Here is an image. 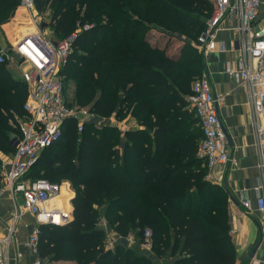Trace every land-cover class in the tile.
<instances>
[{
    "label": "trees",
    "instance_id": "obj_1",
    "mask_svg": "<svg viewBox=\"0 0 264 264\" xmlns=\"http://www.w3.org/2000/svg\"><path fill=\"white\" fill-rule=\"evenodd\" d=\"M19 2L0 0V24ZM35 2L39 12L54 9L51 27L56 38L77 32L64 72L77 82L72 103L88 106L95 115L81 133L76 120H67L62 138L28 173L32 179L52 182L69 176L76 188L73 217L59 225L40 226V255L77 264H156L152 255L131 245L105 246L106 227L94 221L96 198L117 236L134 233L142 243L150 230L151 251L157 257L170 254L172 264H235L228 193L206 179V165L197 156L203 132L180 94L204 73L202 51L195 41L212 15V0ZM77 4L86 7L83 14ZM102 17L107 22L96 20ZM153 24L181 38L178 53L149 43L147 32ZM88 43L95 45L91 51L78 49ZM27 94L26 83L0 63L4 143L5 129L19 131L16 116L25 114ZM127 117L137 120L136 127L122 130L112 121L99 123ZM63 146L65 151L59 153Z\"/></svg>",
    "mask_w": 264,
    "mask_h": 264
},
{
    "label": "built area",
    "instance_id": "obj_2",
    "mask_svg": "<svg viewBox=\"0 0 264 264\" xmlns=\"http://www.w3.org/2000/svg\"><path fill=\"white\" fill-rule=\"evenodd\" d=\"M212 2V15L200 37L201 51L204 54L215 49L224 51L226 46L218 43L217 31L226 27L223 24L226 20H234L232 28L236 32V38L233 43L238 53V61L236 67L228 66L226 71L235 81L245 85L250 124L258 151V166L262 173L254 187L255 198L243 197L242 204L245 208L256 209L260 213L264 238V25L258 22L259 9L264 0ZM18 8L26 11L36 31L21 35L13 47L0 50V63L19 67L21 78L28 90L23 104L25 114L16 116L20 136L16 139L9 166L3 170L0 187V193L8 190L14 201L12 220L7 226L6 234L0 235V264H10L9 248L15 241L18 222L23 212L34 218L31 234L21 241L24 247L35 254L30 264H51L48 258L39 253L40 226L67 222L72 218V206L60 208L52 204L51 200L61 192V184L43 177L32 179L28 177V173L43 152L62 138L63 126L67 120H76L77 131L81 133L85 123L94 120L95 115L88 107L65 98V83L60 76L77 32L61 39L48 33L35 16V0H20ZM219 100L212 82L205 74L193 82L189 104L203 132L198 143L197 156L206 165V178L209 180H214L216 167L227 163L238 165V161L231 154L222 124ZM17 195H21V203L15 201ZM69 196L67 203L72 201ZM145 235L143 245L151 249L150 231L147 230ZM118 237H106V247L114 248Z\"/></svg>",
    "mask_w": 264,
    "mask_h": 264
},
{
    "label": "crops",
    "instance_id": "obj_3",
    "mask_svg": "<svg viewBox=\"0 0 264 264\" xmlns=\"http://www.w3.org/2000/svg\"><path fill=\"white\" fill-rule=\"evenodd\" d=\"M18 9L16 17L20 16L22 19H27L28 14L25 11L21 12V8ZM258 22L264 25V4L259 9ZM223 24L226 27L217 31V38L218 43H223L226 49L224 51H219L218 49L211 50L203 55L205 63L204 74L210 79L214 92L220 98L219 107L222 124L225 131L231 137L233 143L232 146L230 145L231 154L238 161V165L233 166L231 163H227L216 167L214 181L223 186L228 193L231 223L230 234L236 252L235 264H264L263 225L260 213L256 209L249 210L242 204L243 197L255 198L254 187L260 180L262 173L258 166V151L254 144V132L250 124V110L245 85L235 81L226 71L228 66L236 67L238 61V53L233 43L236 38V32L232 26L235 23L234 20H226ZM8 25H11L10 22L3 24L2 30L0 29V32L3 33L0 35V47H3V44L7 40L15 44L18 41L14 37L15 32L11 31ZM30 25L31 23H29L28 27ZM7 66L10 68L14 65ZM10 71L12 72L11 68ZM16 78L20 79L21 75ZM130 119H133L135 123L133 122L134 124L128 125L127 123ZM126 120V122L115 120L114 124L122 130L136 127L137 120L134 117H127ZM119 123H122L124 126H121ZM8 166L9 164L2 165L3 170ZM3 170L0 171V187L2 186ZM60 193L61 196L51 200L52 204L60 208H71V206L73 208L72 201L67 203L68 192L63 188ZM231 196L234 199H231ZM15 201L21 203V195H17ZM13 206L12 194L8 190L2 191L0 193L1 236L6 234L7 226L12 220ZM33 227V216L27 212H23L18 222V233H16L15 241L9 248L10 264H30L34 259L35 254L21 243L23 239L31 234ZM128 245H131L138 251L152 255L156 264H172L174 260L170 254L162 258L157 257L152 253L151 249L143 245V242L138 243V241H135L131 243L129 241ZM54 263L77 264L73 260H57Z\"/></svg>",
    "mask_w": 264,
    "mask_h": 264
},
{
    "label": "rangeland",
    "instance_id": "obj_4",
    "mask_svg": "<svg viewBox=\"0 0 264 264\" xmlns=\"http://www.w3.org/2000/svg\"><path fill=\"white\" fill-rule=\"evenodd\" d=\"M77 0H71V5H74L75 2ZM77 10H81V14H83L86 10V7H80L79 4H77L76 6ZM18 7L15 8L13 14L7 18L4 19L3 22L0 24V29L2 30L3 28V24H5L6 22H10L11 25H8V27L11 28V31L15 32L14 37L18 40L20 35L23 34H27L28 32H33L36 31V28H34V26L31 24L29 27V23H31V19L28 16L27 19H22L20 18V16H18V18L16 17V14L18 13ZM20 11H25L23 9H20ZM26 12V11H25ZM35 13L37 15L36 18H38V21L41 22L42 27L45 28V30L48 31V33H51L54 35L53 33V29L51 27V20L53 18V15L55 13L53 8H48L45 11L39 12L35 11ZM97 21L101 22V23H105L107 22V19L105 17L102 18H98L96 19ZM81 30V28H80ZM204 32V31H203ZM202 32V33H203ZM201 33V34H202ZM3 33L0 32V35H2ZM148 34V39H149V43L151 44H158V46L160 47H164L169 53L175 54L178 53L179 48L182 46V42H181V38L177 37L176 35L171 36L169 34L166 33L165 30H163V28L157 26V25H150V28L147 32ZM201 34L199 35L198 39L195 41V44L197 45L199 51H201V46H200V37ZM113 44V42H111ZM15 43H12L11 41H6L3 45V47H0V49H9L11 47H13ZM95 45L94 44H86L80 48H78L81 52H89L93 49ZM202 55H204L203 51L201 52ZM68 63V61H67ZM67 63L65 64V66L67 65ZM62 67L61 71H60V76L62 78H64V83H65V90H64V94H65V98L68 101L73 102V100L75 99V95H76V91H77V82L74 79H69L66 78L68 73L64 72V67ZM12 69V75L14 77H17L19 75H21V70L19 67H17L16 65L10 67ZM204 73L202 75H198V76H203ZM197 75H195L193 78L198 77ZM192 85H193V79L192 81L188 84L189 89L186 90V88L184 89H180V94L182 95V97L184 98V100L187 102V107L191 110L190 108V104H189V95H190V88L192 89ZM3 100H4V96H3ZM83 107H88V106H83ZM192 118H194L192 116ZM127 118L122 119V122H126ZM117 120L116 118H111L109 119H102L101 121H99V123L103 124V122H113ZM134 120L130 119V121L127 123L128 125H132ZM121 126H124L122 123H119ZM16 125V124H15ZM17 126V125H16ZM85 131V130H84ZM84 133V132H83ZM5 134L6 137L8 139V143H4L3 141L0 140V171L3 170L2 165H7L11 162L12 160V155H13V151L16 147V139L20 136V133L18 131V128H12V129H5ZM63 143V142H62ZM66 146L64 147H59L58 151L59 153H63L65 151ZM55 150L51 151L49 154L53 155L55 154ZM38 175H41L40 173H37ZM47 175L45 174V177ZM49 178V177H47ZM207 179V178H206ZM209 180V179H208ZM215 180V179H214ZM214 180H210L214 183H216ZM54 183H58L61 184V191L64 188L66 190V192H68V195H70L69 197L73 198V195L76 194V188L73 187V184L71 182V178L69 176H59L56 177L55 180L53 181ZM219 184V183H216ZM220 185V184H219ZM71 193V194H70ZM57 198V197H56ZM94 221L96 225H103L104 227H106V231H107V235L106 237H108L109 235H113V236H117V233L110 228L109 224L107 223V221L102 217L103 216V204L99 203L98 200L95 198L94 199ZM109 227V228H108ZM148 230V229H147ZM146 230V231H147ZM150 231V230H149ZM146 233V232H145ZM151 233V232H150ZM123 237H127L128 238V242L130 241L131 243H134L135 241H137L138 236H136L134 233L125 235ZM151 237V235H150ZM144 239L146 238V235L144 234ZM55 261H50L51 264H55Z\"/></svg>",
    "mask_w": 264,
    "mask_h": 264
},
{
    "label": "water",
    "instance_id": "obj_5",
    "mask_svg": "<svg viewBox=\"0 0 264 264\" xmlns=\"http://www.w3.org/2000/svg\"><path fill=\"white\" fill-rule=\"evenodd\" d=\"M226 135H227L229 144L232 146L233 143H232L231 137L228 135L227 132H226ZM231 199H234L233 196H231ZM72 211H73V208H72ZM118 242L121 243V244L127 245L128 244V238L127 237H123V236H119L118 237Z\"/></svg>",
    "mask_w": 264,
    "mask_h": 264
},
{
    "label": "bare ground",
    "instance_id": "obj_6",
    "mask_svg": "<svg viewBox=\"0 0 264 264\" xmlns=\"http://www.w3.org/2000/svg\"><path fill=\"white\" fill-rule=\"evenodd\" d=\"M33 26H34V25H33ZM34 28H36V27L34 26ZM59 195H60V193H59L57 196H55V197H58ZM55 197H54V198H55Z\"/></svg>",
    "mask_w": 264,
    "mask_h": 264
}]
</instances>
